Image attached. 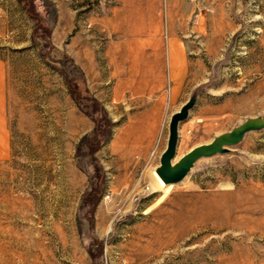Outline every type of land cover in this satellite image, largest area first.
<instances>
[{
    "label": "rangeland",
    "instance_id": "obj_1",
    "mask_svg": "<svg viewBox=\"0 0 264 264\" xmlns=\"http://www.w3.org/2000/svg\"><path fill=\"white\" fill-rule=\"evenodd\" d=\"M172 35L187 73L127 152L120 57ZM192 94L175 160L264 113V0H0V264H264V129L154 188Z\"/></svg>",
    "mask_w": 264,
    "mask_h": 264
},
{
    "label": "crops",
    "instance_id": "obj_2",
    "mask_svg": "<svg viewBox=\"0 0 264 264\" xmlns=\"http://www.w3.org/2000/svg\"><path fill=\"white\" fill-rule=\"evenodd\" d=\"M173 34V32L171 33ZM122 68L118 83L119 96L123 91H133L135 101H139L144 110H140L130 119L121 144L127 143L126 151L134 150L140 140L151 141L158 130L163 107V94L153 96L155 92H164L166 86L165 68H168L171 87L180 89L188 69L185 47L174 35L169 37L167 47L160 42L135 44L124 48L121 55ZM139 94V96H137Z\"/></svg>",
    "mask_w": 264,
    "mask_h": 264
},
{
    "label": "water",
    "instance_id": "obj_3",
    "mask_svg": "<svg viewBox=\"0 0 264 264\" xmlns=\"http://www.w3.org/2000/svg\"><path fill=\"white\" fill-rule=\"evenodd\" d=\"M196 95H190L179 108L172 114L169 125V140L163 151L160 163L156 166V173L165 184L181 181L191 170L193 164L202 156H213L217 153H227L232 145L240 142L248 131L264 129V113L258 116H247L246 119L237 123L231 130L216 134L207 143L190 148L184 155L175 160L178 145V125L187 117L189 110L194 107Z\"/></svg>",
    "mask_w": 264,
    "mask_h": 264
},
{
    "label": "bare ground",
    "instance_id": "obj_4",
    "mask_svg": "<svg viewBox=\"0 0 264 264\" xmlns=\"http://www.w3.org/2000/svg\"><path fill=\"white\" fill-rule=\"evenodd\" d=\"M155 176L157 178L158 183L156 186H154V188L159 187L160 189H163L166 192H168L172 188V185L165 184L156 172H155Z\"/></svg>",
    "mask_w": 264,
    "mask_h": 264
},
{
    "label": "trees",
    "instance_id": "obj_5",
    "mask_svg": "<svg viewBox=\"0 0 264 264\" xmlns=\"http://www.w3.org/2000/svg\"><path fill=\"white\" fill-rule=\"evenodd\" d=\"M30 7H33L32 3H31V6H30ZM85 146H87L88 150H90V151H88V154H89V155H93V154H92V147H93V145L90 146V144L86 143Z\"/></svg>",
    "mask_w": 264,
    "mask_h": 264
}]
</instances>
